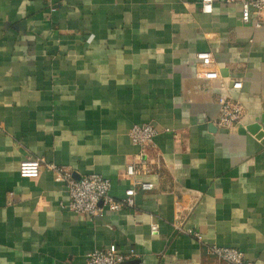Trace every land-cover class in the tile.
<instances>
[{"label": "crops", "instance_id": "crops-1", "mask_svg": "<svg viewBox=\"0 0 264 264\" xmlns=\"http://www.w3.org/2000/svg\"><path fill=\"white\" fill-rule=\"evenodd\" d=\"M243 1L0 0V264H84L110 245L134 251L126 264H225L205 245L264 264V12L243 23ZM224 98L244 109L229 132L214 124ZM143 124L157 167L135 177L152 189L131 209L88 219L51 172L19 177L42 159L123 199Z\"/></svg>", "mask_w": 264, "mask_h": 264}, {"label": "built area", "instance_id": "built-area-1", "mask_svg": "<svg viewBox=\"0 0 264 264\" xmlns=\"http://www.w3.org/2000/svg\"><path fill=\"white\" fill-rule=\"evenodd\" d=\"M203 13H211L213 0H200ZM51 12L54 9L50 10ZM264 12V0L243 1L241 3V21L247 24L252 13L260 15ZM259 27V23L255 24ZM198 71L204 72L213 66L212 56L209 52L196 54ZM244 109L238 102L230 98L219 101V114L214 121L219 132L232 131L243 119ZM133 145L138 148L139 163L126 167L125 177L131 181V187L125 191L123 199L115 200L110 195L111 184L99 175L91 174L75 179L71 173L62 167L46 163L42 159H24L19 163V177L21 179H37L42 170L51 172L56 182L63 183L69 198L67 208L81 217L93 219L108 211L117 213L123 209L134 206L135 195L142 191H150L152 185L135 179L142 173L148 174L155 170L157 161L148 160L149 152L155 148L154 139L157 135L155 128L150 124L133 125L127 132ZM156 166V167H155ZM182 233L194 239L197 243L204 244L202 236L190 229H179ZM151 234L156 235V227H151ZM205 254L218 262L225 264H243V254L233 248L217 246H204ZM135 257L134 251L121 254L115 245H110L103 250H95L87 254L84 264H122Z\"/></svg>", "mask_w": 264, "mask_h": 264}, {"label": "water", "instance_id": "water-1", "mask_svg": "<svg viewBox=\"0 0 264 264\" xmlns=\"http://www.w3.org/2000/svg\"><path fill=\"white\" fill-rule=\"evenodd\" d=\"M247 130L251 133V134H256L259 131V126L258 125H250L249 127H247ZM261 135H258V137ZM79 179V178H76ZM127 262H124L122 264H126ZM132 264H136V263H132Z\"/></svg>", "mask_w": 264, "mask_h": 264}]
</instances>
